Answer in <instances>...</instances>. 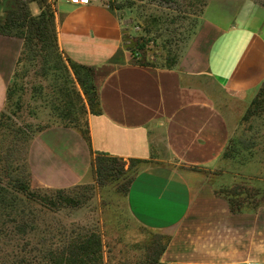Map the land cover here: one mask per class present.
<instances>
[{"label":"crops","instance_id":"obj_1","mask_svg":"<svg viewBox=\"0 0 264 264\" xmlns=\"http://www.w3.org/2000/svg\"><path fill=\"white\" fill-rule=\"evenodd\" d=\"M56 5L61 49L94 69L99 111L87 114V133L52 125L34 136L32 185L93 182L98 154L146 160L126 206L165 238L159 263H264V178L224 156L264 83V6L212 0L178 64L168 67L135 60L118 16L102 2ZM37 7L30 3L33 14ZM21 47L20 38L0 33V112Z\"/></svg>","mask_w":264,"mask_h":264},{"label":"rangeland","instance_id":"obj_2","mask_svg":"<svg viewBox=\"0 0 264 264\" xmlns=\"http://www.w3.org/2000/svg\"><path fill=\"white\" fill-rule=\"evenodd\" d=\"M112 9L123 25V39L132 57L158 66L178 64L185 46L197 31L205 7L212 0H97ZM264 6V0H252ZM57 0H38L47 10L49 29L45 41L30 38L27 26L11 31L22 40L14 74L6 90L0 112V185L12 192L25 182L36 197L22 203L35 229L21 236L9 220L0 229V264H18L25 255L33 264H54L41 258L39 248L56 250V264H157L158 249L165 238L140 225L126 206L125 179L142 164L128 159L118 163L119 171L99 184L94 181L74 187L36 188L32 185L28 150L34 136L52 125L70 126L84 132L91 111L78 74L63 53L58 36ZM53 15V16H52ZM82 73V71H81ZM261 87L236 121L230 136L227 159L252 165V178H264V89ZM256 97L257 103L253 100ZM260 100V101H259ZM18 193V191H16ZM21 194V193H20ZM73 198L56 207H47L43 197ZM10 216L0 215V220ZM12 233V234H11ZM15 235L14 238L11 236ZM52 235H56L52 237ZM87 236L94 246L95 236L101 253L94 260L81 259L78 245ZM23 237V238H21ZM51 237V244L41 243ZM94 241V242H93ZM16 255V256H13ZM19 255V256H17ZM20 264V263H19Z\"/></svg>","mask_w":264,"mask_h":264},{"label":"trees","instance_id":"obj_3","mask_svg":"<svg viewBox=\"0 0 264 264\" xmlns=\"http://www.w3.org/2000/svg\"><path fill=\"white\" fill-rule=\"evenodd\" d=\"M32 1L38 0H0V13L3 12V15L0 14V33L14 35V33L11 31L13 26H27L30 29L31 35H29L30 38H33L34 36H40L42 37V40L48 44V41H45V33L49 29V24L45 20L47 16V10L45 8L41 9V12L39 15H35L32 13L30 9V3ZM41 8V5H39ZM53 16V15H52ZM135 60H138L134 58ZM71 61V60H70ZM139 61V60H138ZM143 62V61H142ZM71 65L74 69V72L78 74V78L80 80V84L88 96L90 107L92 113H97L99 111V102H98V91H97V85L95 83V72L92 67H87L84 65L76 64L71 61ZM82 71V73H81ZM264 89V83L261 86V90L257 94L256 97L261 96ZM254 98L253 102L257 103L258 99ZM260 101V100H259ZM84 133H87V128L84 131ZM230 142L224 152V156L228 154L229 151ZM125 158L122 157H116V156H110L106 154H98L94 158L93 161V168L94 173L96 174V180L101 185L105 182L106 179L114 176L118 171V163L125 161ZM132 165L142 164L146 162V160L138 159V158H129L128 159ZM138 170H135L127 179H125V182L123 184H126L124 189V194L127 195L130 182L134 175L136 174ZM63 189V188H61ZM18 191V193H16ZM21 193V194H20ZM36 197V192L31 191L29 185H27L25 182L20 183V187L18 189L14 190V192L11 191V189H8V187L0 185V215H6L10 216V219L7 220H0V229L5 228V225L7 221L9 220L11 223L14 224V229L11 231L17 230L18 234L21 236L22 233L29 232L31 230L35 229L34 222L28 218V215H22L24 213V208H21L22 203L26 201H31ZM43 202L46 204L47 207H56V204L59 202H66V203H74L73 198L70 197H61L57 201L56 199L53 200V198L49 197H43ZM12 234V233H11ZM56 235H52V237ZM12 238L15 237V235L11 236ZM92 236H87L84 238V241L78 245L79 253L82 255L81 259H91L94 260V256L101 253V243L98 240V237L95 236V244L97 246H94V244L91 242ZM23 238V237H21ZM51 237H42L41 243H49L51 244ZM94 242V241H93ZM165 247V244L161 245L160 248L157 251L156 257L154 262L157 264L159 263V255L163 251ZM41 258L45 259L48 262L56 264V250L47 247L43 249L42 247L39 248ZM16 256V255H13ZM19 256V255H17ZM22 257H16L14 261L16 263L20 264H33L32 259L27 260L25 255H21ZM46 264V263H43Z\"/></svg>","mask_w":264,"mask_h":264},{"label":"built area","instance_id":"obj_4","mask_svg":"<svg viewBox=\"0 0 264 264\" xmlns=\"http://www.w3.org/2000/svg\"><path fill=\"white\" fill-rule=\"evenodd\" d=\"M72 3L76 4H89L94 0H70ZM223 264H264L260 261H247V262H234V263H223Z\"/></svg>","mask_w":264,"mask_h":264}]
</instances>
